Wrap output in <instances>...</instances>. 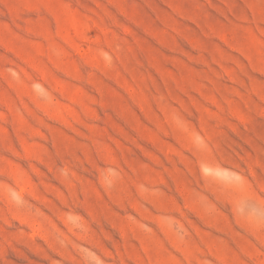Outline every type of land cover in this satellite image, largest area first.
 I'll return each mask as SVG.
<instances>
[{"label": "rangeland", "instance_id": "374dc122", "mask_svg": "<svg viewBox=\"0 0 264 264\" xmlns=\"http://www.w3.org/2000/svg\"><path fill=\"white\" fill-rule=\"evenodd\" d=\"M0 264H264V0H0Z\"/></svg>", "mask_w": 264, "mask_h": 264}]
</instances>
